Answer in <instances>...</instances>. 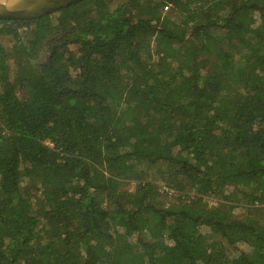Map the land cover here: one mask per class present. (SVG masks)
I'll list each match as a JSON object with an SVG mask.
<instances>
[{"label":"trees","instance_id":"trees-1","mask_svg":"<svg viewBox=\"0 0 264 264\" xmlns=\"http://www.w3.org/2000/svg\"><path fill=\"white\" fill-rule=\"evenodd\" d=\"M113 1L0 20V264H264V0Z\"/></svg>","mask_w":264,"mask_h":264},{"label":"water","instance_id":"water-1","mask_svg":"<svg viewBox=\"0 0 264 264\" xmlns=\"http://www.w3.org/2000/svg\"><path fill=\"white\" fill-rule=\"evenodd\" d=\"M83 0H0V20H32Z\"/></svg>","mask_w":264,"mask_h":264},{"label":"rangeland","instance_id":"rangeland-1","mask_svg":"<svg viewBox=\"0 0 264 264\" xmlns=\"http://www.w3.org/2000/svg\"><path fill=\"white\" fill-rule=\"evenodd\" d=\"M124 0H114L112 3V8L116 7V5L118 3H122ZM27 30H25V28L21 29V32L25 33ZM0 43H2L5 47H7L8 49H10L13 44H14V39L10 36V35H4V36H0ZM11 67L13 70V75H14V71H15V64L11 61ZM24 185H26V183H24ZM126 188L129 190H134L135 188V182L131 181V182H127ZM210 204H212V201H210ZM235 213L239 214H243L245 213V210L242 207H238L235 209ZM205 230V229H204Z\"/></svg>","mask_w":264,"mask_h":264},{"label":"built area","instance_id":"built-area-1","mask_svg":"<svg viewBox=\"0 0 264 264\" xmlns=\"http://www.w3.org/2000/svg\"><path fill=\"white\" fill-rule=\"evenodd\" d=\"M165 10H168V6L165 7Z\"/></svg>","mask_w":264,"mask_h":264}]
</instances>
